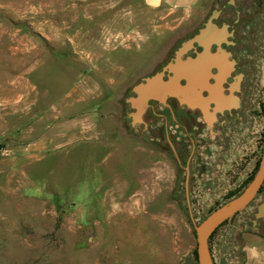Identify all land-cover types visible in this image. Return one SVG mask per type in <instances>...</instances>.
Returning <instances> with one entry per match:
<instances>
[{
	"label": "rangeland",
	"instance_id": "rangeland-1",
	"mask_svg": "<svg viewBox=\"0 0 264 264\" xmlns=\"http://www.w3.org/2000/svg\"><path fill=\"white\" fill-rule=\"evenodd\" d=\"M203 19L145 0H0V264H198L195 226L220 206L168 202L171 167L130 135L125 99ZM263 202L211 239L215 264H264Z\"/></svg>",
	"mask_w": 264,
	"mask_h": 264
},
{
	"label": "flooded vegetation",
	"instance_id": "flooded-vegetation-1",
	"mask_svg": "<svg viewBox=\"0 0 264 264\" xmlns=\"http://www.w3.org/2000/svg\"><path fill=\"white\" fill-rule=\"evenodd\" d=\"M231 1L226 0L223 5L222 0H216V8L209 11L188 37L197 34L216 11L219 12L213 22L219 27L228 25L231 36L220 47L230 53L228 60L234 62L233 69L224 74L214 67L208 80L211 88L217 87L226 101L218 102V97L208 90H204L202 96L213 100L203 108H190L173 97L165 102L150 100L142 120L137 118L138 108L130 102L138 99L135 86L161 72L184 41L175 46L161 68L135 82L125 99L130 108L127 113L130 135L159 152L164 166L171 167L170 174L162 168L160 178L172 180L168 197L172 205L221 206L253 181L261 164L264 153V0ZM218 48L214 44L211 50L215 53ZM202 51L203 48L195 44L183 59L196 57ZM170 75L165 71L164 80ZM181 83L186 85L187 81L182 79ZM155 179L159 177L156 175ZM224 188L229 190L219 198L205 197ZM262 193L261 188L258 196ZM187 211L194 219L192 210ZM256 225H260L259 230L263 229L260 220Z\"/></svg>",
	"mask_w": 264,
	"mask_h": 264
},
{
	"label": "water",
	"instance_id": "water-1",
	"mask_svg": "<svg viewBox=\"0 0 264 264\" xmlns=\"http://www.w3.org/2000/svg\"><path fill=\"white\" fill-rule=\"evenodd\" d=\"M231 3H234V0ZM218 12L216 11L209 18L197 34L181 44L175 52L174 59L168 62L161 72L145 78L144 82L135 86L134 90L138 94V99H131L130 102L138 108L137 118L140 121L150 100L165 102L168 98L173 97L190 108H203L205 103L213 100L203 98L202 92L208 90L218 97V102L226 101L221 96L219 89L217 87L211 88L208 83L212 68H218L222 73L227 74L234 66V62L228 60L230 53L220 47L222 42H225L227 37L231 36V33L228 32V25L225 24L223 27H219L213 22ZM195 44L200 45L203 51L198 53L196 57L183 59V56L193 49ZM214 44L219 46L218 51L215 53L211 50ZM165 71L171 74L168 80H164ZM182 79L187 81L186 85H182ZM263 185L264 153L253 181L238 196L218 207L195 226L198 264H215L210 248L212 235L225 222L250 206ZM261 219H264V202L257 208L253 220L254 226Z\"/></svg>",
	"mask_w": 264,
	"mask_h": 264
},
{
	"label": "crops",
	"instance_id": "crops-1",
	"mask_svg": "<svg viewBox=\"0 0 264 264\" xmlns=\"http://www.w3.org/2000/svg\"><path fill=\"white\" fill-rule=\"evenodd\" d=\"M147 5L152 8H158L163 4L168 5L169 7L176 10H191L199 9L200 18H204L205 14L209 11L208 7L203 6V0H145Z\"/></svg>",
	"mask_w": 264,
	"mask_h": 264
},
{
	"label": "trees",
	"instance_id": "trees-1",
	"mask_svg": "<svg viewBox=\"0 0 264 264\" xmlns=\"http://www.w3.org/2000/svg\"><path fill=\"white\" fill-rule=\"evenodd\" d=\"M0 149H1V146H0ZM262 190H264V185H263V187H262ZM217 209V208H216ZM215 209V210H216ZM228 222V221H227ZM227 222H225L221 227H223ZM221 227H219L215 232H214V234L212 235V237H211V239L215 236V234L218 232V230L221 228ZM211 239H210V241H211ZM211 248V247H210ZM211 251H212V249H211ZM194 256H195V259H196V261H197V263H198V254H197V249L194 251Z\"/></svg>",
	"mask_w": 264,
	"mask_h": 264
}]
</instances>
